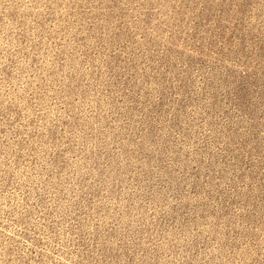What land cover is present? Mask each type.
<instances>
[{"label":"rangeland","instance_id":"obj_1","mask_svg":"<svg viewBox=\"0 0 264 264\" xmlns=\"http://www.w3.org/2000/svg\"><path fill=\"white\" fill-rule=\"evenodd\" d=\"M0 264H264V0H0Z\"/></svg>","mask_w":264,"mask_h":264}]
</instances>
